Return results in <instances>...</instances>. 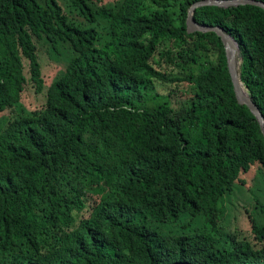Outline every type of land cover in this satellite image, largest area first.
<instances>
[{"label": "trees", "instance_id": "obj_1", "mask_svg": "<svg viewBox=\"0 0 264 264\" xmlns=\"http://www.w3.org/2000/svg\"><path fill=\"white\" fill-rule=\"evenodd\" d=\"M197 1L0 0V264H264L256 213L224 223L264 135ZM193 18L264 116V10Z\"/></svg>", "mask_w": 264, "mask_h": 264}, {"label": "water", "instance_id": "obj_2", "mask_svg": "<svg viewBox=\"0 0 264 264\" xmlns=\"http://www.w3.org/2000/svg\"><path fill=\"white\" fill-rule=\"evenodd\" d=\"M255 6L264 10V2L258 0H200L191 5L186 17L187 33H209L216 34L221 40L224 48L226 65L230 80L234 85V92L238 103L246 106L256 117L261 131L264 135V116L258 106L254 103L247 87L242 81V75L239 72L242 61V54L236 41L219 26L201 25L195 22L193 14L197 8L218 7L221 9L237 8L240 6Z\"/></svg>", "mask_w": 264, "mask_h": 264}, {"label": "rangeland", "instance_id": "obj_3", "mask_svg": "<svg viewBox=\"0 0 264 264\" xmlns=\"http://www.w3.org/2000/svg\"><path fill=\"white\" fill-rule=\"evenodd\" d=\"M71 18L75 20H79L81 23L83 20L76 16V12H72ZM100 27H105L104 25H100ZM106 28V27H105ZM105 29L99 28L98 32H101L103 35ZM63 54L69 53L67 48H63ZM3 117L0 118V122L5 123L6 116L2 115ZM254 168H259V166H255ZM261 171V169H260ZM258 169H253L249 174L243 176L244 180L246 181L245 186L239 188L237 192L227 199L226 201V208L227 214L226 218L224 219V223L230 228H234L235 224L238 222L237 218L239 219L241 225L246 224V220L244 217L245 208L256 213V217L259 220L260 224H264V213L261 212V204L264 205V175L261 174ZM258 199L259 204L256 202ZM152 225L160 227L161 224L152 223ZM167 226L161 228V230L165 229Z\"/></svg>", "mask_w": 264, "mask_h": 264}]
</instances>
